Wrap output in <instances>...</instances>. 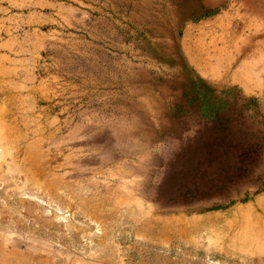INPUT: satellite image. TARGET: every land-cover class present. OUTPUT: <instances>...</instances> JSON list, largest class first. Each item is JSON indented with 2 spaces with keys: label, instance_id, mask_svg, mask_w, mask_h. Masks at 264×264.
I'll return each mask as SVG.
<instances>
[{
  "label": "rangeland",
  "instance_id": "rangeland-1",
  "mask_svg": "<svg viewBox=\"0 0 264 264\" xmlns=\"http://www.w3.org/2000/svg\"><path fill=\"white\" fill-rule=\"evenodd\" d=\"M34 27L0 264H264L230 244L264 195V0H0V37Z\"/></svg>",
  "mask_w": 264,
  "mask_h": 264
},
{
  "label": "crops",
  "instance_id": "crops-1",
  "mask_svg": "<svg viewBox=\"0 0 264 264\" xmlns=\"http://www.w3.org/2000/svg\"><path fill=\"white\" fill-rule=\"evenodd\" d=\"M44 35H46L44 32L41 33L34 27L17 35L0 37V169L5 164L4 158L1 159L2 147L4 140L11 139L12 125H15V131L21 130L18 116H24L26 126L28 102L32 101L33 111L36 112L35 101L48 95V92H45L44 80L37 79L32 71L37 66V53L43 52ZM31 52L34 56L30 54ZM237 83L248 91L243 82ZM249 92L251 93L250 90ZM42 114L43 106L39 110V115Z\"/></svg>",
  "mask_w": 264,
  "mask_h": 264
},
{
  "label": "bare ground",
  "instance_id": "bare-ground-1",
  "mask_svg": "<svg viewBox=\"0 0 264 264\" xmlns=\"http://www.w3.org/2000/svg\"><path fill=\"white\" fill-rule=\"evenodd\" d=\"M234 75H237V72H234ZM244 77L245 80L251 79L253 72L245 71ZM233 218L239 226L235 235L230 238V244L239 246V249L243 251L252 250L264 254V195L255 204L238 208Z\"/></svg>",
  "mask_w": 264,
  "mask_h": 264
}]
</instances>
